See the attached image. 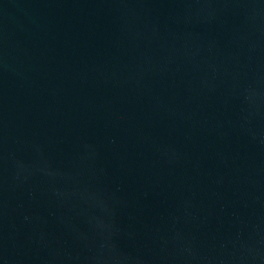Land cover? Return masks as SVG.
<instances>
[{
    "label": "water",
    "instance_id": "1",
    "mask_svg": "<svg viewBox=\"0 0 264 264\" xmlns=\"http://www.w3.org/2000/svg\"><path fill=\"white\" fill-rule=\"evenodd\" d=\"M0 264H264V0H0Z\"/></svg>",
    "mask_w": 264,
    "mask_h": 264
}]
</instances>
